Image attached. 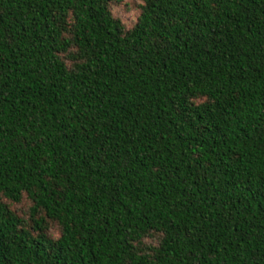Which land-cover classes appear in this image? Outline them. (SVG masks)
I'll return each instance as SVG.
<instances>
[{
  "label": "trees",
  "instance_id": "obj_1",
  "mask_svg": "<svg viewBox=\"0 0 264 264\" xmlns=\"http://www.w3.org/2000/svg\"><path fill=\"white\" fill-rule=\"evenodd\" d=\"M120 1L0 0V264H264V0Z\"/></svg>",
  "mask_w": 264,
  "mask_h": 264
},
{
  "label": "rangeland",
  "instance_id": "obj_2",
  "mask_svg": "<svg viewBox=\"0 0 264 264\" xmlns=\"http://www.w3.org/2000/svg\"><path fill=\"white\" fill-rule=\"evenodd\" d=\"M138 5H140L139 0H122L112 5V14L120 19L127 29H130L134 25L139 14ZM15 207H17L19 213L23 215L26 213L27 203L23 201L21 205L14 206L13 208ZM52 234L56 236L57 231L53 230Z\"/></svg>",
  "mask_w": 264,
  "mask_h": 264
}]
</instances>
